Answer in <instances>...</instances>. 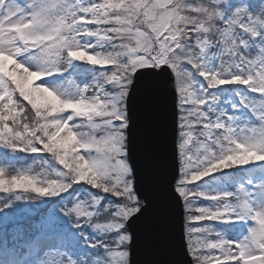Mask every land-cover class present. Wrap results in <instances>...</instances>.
I'll list each match as a JSON object with an SVG mask.
<instances>
[{"label":"snow or ice","instance_id":"6c2138e0","mask_svg":"<svg viewBox=\"0 0 264 264\" xmlns=\"http://www.w3.org/2000/svg\"><path fill=\"white\" fill-rule=\"evenodd\" d=\"M0 152L90 230L49 264H264V0H0Z\"/></svg>","mask_w":264,"mask_h":264},{"label":"rangeland","instance_id":"374dc122","mask_svg":"<svg viewBox=\"0 0 264 264\" xmlns=\"http://www.w3.org/2000/svg\"><path fill=\"white\" fill-rule=\"evenodd\" d=\"M67 204L50 210L41 224L51 231L60 227L63 222L70 223V217L65 215ZM29 210L30 212L33 211L31 208ZM68 246L65 240L59 239L56 236L55 232H49L42 235L38 242L36 241V243L30 244L29 248L31 252L28 257L23 259L18 258L16 261L14 260L16 255L0 253V264H49L48 258L52 255L53 250H55L57 254L64 253V251L68 249Z\"/></svg>","mask_w":264,"mask_h":264},{"label":"water","instance_id":"95a60500","mask_svg":"<svg viewBox=\"0 0 264 264\" xmlns=\"http://www.w3.org/2000/svg\"><path fill=\"white\" fill-rule=\"evenodd\" d=\"M137 227L142 233L141 252L137 257L141 264H144L145 261L161 258L162 246L168 241L175 242L178 240V232L169 235L168 224L158 223L151 217L143 220Z\"/></svg>","mask_w":264,"mask_h":264},{"label":"trees","instance_id":"16d2710c","mask_svg":"<svg viewBox=\"0 0 264 264\" xmlns=\"http://www.w3.org/2000/svg\"><path fill=\"white\" fill-rule=\"evenodd\" d=\"M74 187H76V186L74 185ZM0 194H3V193H2V192H0ZM61 201H62V199H61ZM61 201L59 202V204H56V205H60V204H62L63 202H61ZM63 201H65V202H66L67 200H63ZM18 207H21V206H18Z\"/></svg>","mask_w":264,"mask_h":264}]
</instances>
